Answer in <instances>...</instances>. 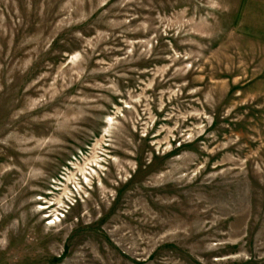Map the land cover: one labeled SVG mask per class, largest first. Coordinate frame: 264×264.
Masks as SVG:
<instances>
[{"label": "rangeland", "instance_id": "374dc122", "mask_svg": "<svg viewBox=\"0 0 264 264\" xmlns=\"http://www.w3.org/2000/svg\"><path fill=\"white\" fill-rule=\"evenodd\" d=\"M0 264H264V0H0Z\"/></svg>", "mask_w": 264, "mask_h": 264}]
</instances>
